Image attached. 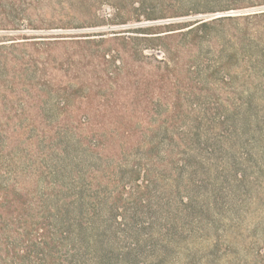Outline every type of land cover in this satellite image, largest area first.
<instances>
[{
  "label": "trees",
  "instance_id": "obj_1",
  "mask_svg": "<svg viewBox=\"0 0 264 264\" xmlns=\"http://www.w3.org/2000/svg\"><path fill=\"white\" fill-rule=\"evenodd\" d=\"M78 2L108 4L112 16L95 19L124 27L30 46L79 50L73 67L99 77L91 92L109 94L77 122L84 133L26 134L18 151H5L4 140L17 136H0V264H160L202 229L229 176L234 190L248 181L234 146L264 142L252 101L196 113L197 86L234 80L205 51L233 17L194 16L229 0Z\"/></svg>",
  "mask_w": 264,
  "mask_h": 264
},
{
  "label": "rangeland",
  "instance_id": "obj_2",
  "mask_svg": "<svg viewBox=\"0 0 264 264\" xmlns=\"http://www.w3.org/2000/svg\"><path fill=\"white\" fill-rule=\"evenodd\" d=\"M211 8L214 13L194 19L233 17L217 26L222 36L205 51L210 66L229 70L234 80L197 86L201 109L196 113H223L231 103L252 101L264 116V78L260 73L264 70V15H260L264 2L229 0ZM112 14L108 4L89 9L78 0H0V136H17L15 144L4 139L5 151L20 150L26 134L84 133L86 127L77 122L91 116L89 109L108 96V89L91 92L101 81L91 73L87 76L81 66L73 67L79 50L59 46L47 51L38 46L41 51L37 52L30 45L41 37L97 35L122 29L124 26L95 19ZM160 22L163 20L147 23ZM35 61L40 68L42 63L51 67L50 75L43 77L33 67ZM122 97L114 99L124 101ZM67 102L68 109L63 106ZM248 148L236 144L229 152L237 158V168L246 170L245 185L234 190V176H229L218 208L205 215L202 229L167 250L160 264H264V142Z\"/></svg>",
  "mask_w": 264,
  "mask_h": 264
},
{
  "label": "water",
  "instance_id": "obj_3",
  "mask_svg": "<svg viewBox=\"0 0 264 264\" xmlns=\"http://www.w3.org/2000/svg\"><path fill=\"white\" fill-rule=\"evenodd\" d=\"M231 14V13H230ZM218 17H220V16H218Z\"/></svg>",
  "mask_w": 264,
  "mask_h": 264
}]
</instances>
